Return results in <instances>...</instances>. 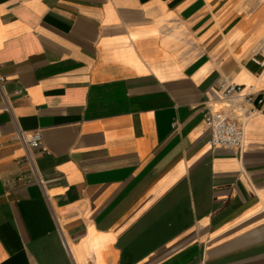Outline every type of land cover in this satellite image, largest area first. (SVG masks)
Returning a JSON list of instances; mask_svg holds the SVG:
<instances>
[{
    "label": "crops",
    "instance_id": "crops-1",
    "mask_svg": "<svg viewBox=\"0 0 264 264\" xmlns=\"http://www.w3.org/2000/svg\"><path fill=\"white\" fill-rule=\"evenodd\" d=\"M263 39L264 0H0V264H264V103L239 150L203 119Z\"/></svg>",
    "mask_w": 264,
    "mask_h": 264
},
{
    "label": "built area",
    "instance_id": "built-area-1",
    "mask_svg": "<svg viewBox=\"0 0 264 264\" xmlns=\"http://www.w3.org/2000/svg\"><path fill=\"white\" fill-rule=\"evenodd\" d=\"M252 60L264 67V39L252 56ZM5 77L0 75V96L4 101V109L12 114L9 95L3 85ZM21 88L14 89V94H21ZM219 98L227 103L229 108L234 109L230 113H223L207 107L203 111V119L210 128V136L207 143L212 147H226L229 149H241L245 133L244 123L253 113L259 111L264 103V93L256 92L252 87L234 82L226 77L218 84ZM25 149V156L36 181L41 183L34 166L32 151L41 148V134L38 131L27 132L17 128L15 133Z\"/></svg>",
    "mask_w": 264,
    "mask_h": 264
}]
</instances>
